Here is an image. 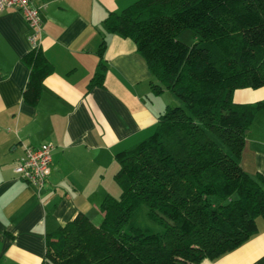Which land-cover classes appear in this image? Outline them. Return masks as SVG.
<instances>
[{
	"label": "trees",
	"instance_id": "1",
	"mask_svg": "<svg viewBox=\"0 0 264 264\" xmlns=\"http://www.w3.org/2000/svg\"><path fill=\"white\" fill-rule=\"evenodd\" d=\"M132 40L152 75L180 102L166 105L152 133L114 155L118 197L99 204L100 224L83 214L45 236L46 264H190L242 245L264 220V177L239 163L245 133L264 98L236 102L237 89L264 85V0H136L103 19ZM191 29L188 45L178 33ZM100 60L88 87L102 86ZM21 96L36 105L53 66L40 46L21 56ZM157 231L140 226V206Z\"/></svg>",
	"mask_w": 264,
	"mask_h": 264
},
{
	"label": "crops",
	"instance_id": "2",
	"mask_svg": "<svg viewBox=\"0 0 264 264\" xmlns=\"http://www.w3.org/2000/svg\"><path fill=\"white\" fill-rule=\"evenodd\" d=\"M43 4L39 46L53 70L36 105L21 96L28 68L21 56L30 29L20 12L0 13V264H46L45 236L78 215L100 224L101 200L116 191L114 155L149 136L169 104L150 90L153 78L132 40L109 33L103 19L136 0H31ZM102 86L88 87L100 60ZM239 91V94H236ZM170 92V91H169ZM168 92V93H169ZM264 98V85L239 89L236 102ZM51 142V172L36 190L13 167L25 147ZM242 169L264 177V109L245 134ZM114 193V194H113ZM234 250L190 264H264V220Z\"/></svg>",
	"mask_w": 264,
	"mask_h": 264
},
{
	"label": "built area",
	"instance_id": "3",
	"mask_svg": "<svg viewBox=\"0 0 264 264\" xmlns=\"http://www.w3.org/2000/svg\"><path fill=\"white\" fill-rule=\"evenodd\" d=\"M11 8L21 13L30 29L27 41L30 47L39 46L42 35L41 13L43 4H34L31 0H0V13ZM54 145L51 142L42 143L36 147H25L22 155L13 167L15 176L40 190L51 172V152Z\"/></svg>",
	"mask_w": 264,
	"mask_h": 264
},
{
	"label": "rangeland",
	"instance_id": "4",
	"mask_svg": "<svg viewBox=\"0 0 264 264\" xmlns=\"http://www.w3.org/2000/svg\"><path fill=\"white\" fill-rule=\"evenodd\" d=\"M178 40L190 45L193 42H195L197 40V37L194 35L193 31L191 29H184L182 30L180 33H178V35L176 36ZM241 89H246V88H241ZM251 89V88H250ZM239 90V89H237ZM169 92V91H168ZM164 93V96H166V98H168V102L170 105H179L180 102L179 100L171 93ZM236 94H239V91H237ZM248 130V129H247ZM246 130V131H247ZM246 134V133H245ZM116 191L113 193L114 196L113 197H118L119 193H120V189L117 186V184L114 182V185ZM146 212V207L145 206H140L136 216H135V220L136 222L142 226V227H148L150 228L152 231H157L159 229L158 225L154 224L153 222H151L145 215ZM101 222V221H100ZM99 222V223H100Z\"/></svg>",
	"mask_w": 264,
	"mask_h": 264
}]
</instances>
